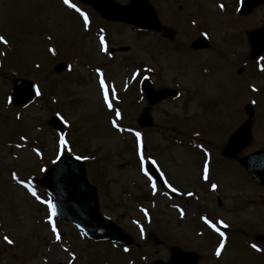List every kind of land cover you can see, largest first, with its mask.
<instances>
[{"label": "rangeland", "instance_id": "obj_1", "mask_svg": "<svg viewBox=\"0 0 264 264\" xmlns=\"http://www.w3.org/2000/svg\"><path fill=\"white\" fill-rule=\"evenodd\" d=\"M148 1L157 31L102 19L76 0H0V264L168 263L173 246L197 253L195 264H264V243L254 240L264 236V186L220 155L247 103L252 140L238 154L264 149V52L252 58L246 37L264 24V4L241 14L240 0ZM119 46L128 50L109 52ZM15 77L34 82L32 101L12 103ZM145 78L177 94L150 105ZM140 114L152 125L141 127ZM62 153L84 160L100 212L132 237L130 247L92 241L52 217L49 195L27 176L39 178ZM213 222L229 232L223 248Z\"/></svg>", "mask_w": 264, "mask_h": 264}, {"label": "water", "instance_id": "obj_2", "mask_svg": "<svg viewBox=\"0 0 264 264\" xmlns=\"http://www.w3.org/2000/svg\"><path fill=\"white\" fill-rule=\"evenodd\" d=\"M82 1L92 4L110 19L129 21L144 28L159 29L160 27L156 13L152 10L147 0H131L130 4L127 6H119L121 9L128 10L138 4L142 11L140 15L142 16L144 14L142 16L144 22L142 21L141 16H139L140 21H138L128 16L125 18H119L105 14L98 4L104 2L115 4L109 0ZM249 1H251L252 4L245 3L243 5L244 13L249 11L254 5L264 0ZM250 43L253 48L254 55L260 53L264 49V27L250 34ZM198 45L201 46L202 44ZM119 50H127V48L120 47ZM144 88L151 103H155L167 95L174 94V91L169 89H162L158 92H154L147 84H145ZM14 90V103H22L33 97L31 84L25 81L16 79L14 82ZM246 108L248 110L249 119L246 120L240 128L244 134L242 137L238 138L239 133H237V131L229 138V141L222 152V154L227 157L236 158L238 149L247 144L251 139L250 117L253 112L249 106ZM149 124V120H141V125L147 126ZM238 160L245 165V167H247L249 173L256 181H264L262 178H258L264 174V164L254 166V162H259L260 160L264 161V152H257L248 158H239ZM37 183L42 184L52 194L55 213L59 218L74 221L95 239L109 238L117 239L119 241H131L127 234L123 233L112 222L106 220L98 213L96 189L87 184L84 166L81 161L72 159L68 156H62L52 168L45 172L44 177L41 180H38ZM181 258L186 260L185 264H194L197 256L196 254L182 252L173 248L171 260L168 264H179L178 262ZM154 264L163 263L155 262Z\"/></svg>", "mask_w": 264, "mask_h": 264}, {"label": "snow or ice", "instance_id": "obj_3", "mask_svg": "<svg viewBox=\"0 0 264 264\" xmlns=\"http://www.w3.org/2000/svg\"><path fill=\"white\" fill-rule=\"evenodd\" d=\"M64 3L65 4H69V6L70 7H76L74 4H70V2H69V0H64ZM77 10H79V9H77ZM85 21L87 22V17H85ZM3 38L2 37H0V40H2ZM102 40H103V38H101ZM100 84H101V88H104V81H103V79H101V81H100ZM107 97H108V92H107V90L105 89V101L107 102ZM109 107H111V104H109ZM117 115H119V113H117ZM136 135H137V137H139V133H136ZM14 175V178H15V174H13ZM21 183H23V181H21ZM213 187H215V185H213ZM173 191H175V189H173ZM34 196L36 195V193L35 192H33L32 193ZM49 207H51V205H49ZM53 231H56V229H55V227H53ZM57 239H59V236H57ZM5 240H7V237H5ZM9 243H11V241H8ZM221 248L223 247V244L221 243V246H220ZM253 247H255V246H253ZM126 251H127V249H126ZM218 256L220 255V248H218L217 249V253H216Z\"/></svg>", "mask_w": 264, "mask_h": 264}, {"label": "bare ground", "instance_id": "obj_4", "mask_svg": "<svg viewBox=\"0 0 264 264\" xmlns=\"http://www.w3.org/2000/svg\"><path fill=\"white\" fill-rule=\"evenodd\" d=\"M226 76H228L227 73H222L221 75L220 74H216V77H226Z\"/></svg>", "mask_w": 264, "mask_h": 264}]
</instances>
